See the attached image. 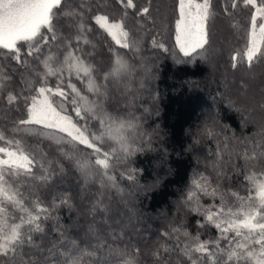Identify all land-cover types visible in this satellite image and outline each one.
Here are the masks:
<instances>
[{
	"label": "snow or ice",
	"instance_id": "6c2138e0",
	"mask_svg": "<svg viewBox=\"0 0 264 264\" xmlns=\"http://www.w3.org/2000/svg\"><path fill=\"white\" fill-rule=\"evenodd\" d=\"M117 2L122 9L119 18L103 13L95 0H0V103L13 117L21 116L11 120L12 131L27 133L37 145L26 147L0 131V264H144L145 260L150 264H264V150L255 156L244 154L249 170L260 166L259 175L244 176L255 196L222 194L199 174L192 180L180 205L201 217L195 235L178 220L179 226L162 232V241L143 254L131 239H124L125 223L113 204L112 189H119L115 177L108 174L109 153L102 152L96 141L108 138L118 143L116 163L126 166L143 148L146 134L139 131L134 115L114 118L105 111L109 77L119 74L120 60L116 59V69L100 72L91 62L93 51L82 47L91 44L92 28L85 14L94 10L98 14L91 19L122 48L131 46L125 22L130 10L133 18H140L137 26L151 31L140 22L151 17L150 2L142 8L134 0ZM240 5L251 9L245 63L251 67L264 62V0H219L218 4L217 0H176L175 40L181 51L188 56L204 49L217 18H230ZM52 78L55 82L50 85ZM73 79L85 82L93 94L92 107ZM90 119L103 126L102 135L85 134ZM62 141L83 145L103 158L81 163L64 151ZM41 144L50 151L38 147ZM69 176L76 190L64 189L61 195L59 189ZM126 179L134 177L129 172ZM215 179L219 184L229 177L217 172ZM226 196L235 197V203ZM201 197H219V204L205 206ZM61 210L67 211L74 231L61 223ZM213 230L218 234L213 236Z\"/></svg>",
	"mask_w": 264,
	"mask_h": 264
},
{
	"label": "trees",
	"instance_id": "16d2710c",
	"mask_svg": "<svg viewBox=\"0 0 264 264\" xmlns=\"http://www.w3.org/2000/svg\"><path fill=\"white\" fill-rule=\"evenodd\" d=\"M149 2L151 17L140 22L146 24L150 32L139 28L136 20L140 18H133L132 10L129 11L125 22L131 36L130 48L116 45L95 24L91 17L98 14L97 10L85 14V20L92 28L88 34L91 44L82 45L85 50L93 51L91 62L100 72L116 69V59L120 60L119 74L109 77L112 83L108 85L105 111L114 118L134 115L141 126L139 131L146 134L141 142L143 148L129 158L126 166L116 163L120 155L118 143L108 138L96 141L102 152L109 153L111 167L108 174L115 177L119 189H112L113 204L120 212L118 218L125 223L127 235L124 239H131L134 246L141 248L142 254L162 241V232L170 226H179L178 220L195 235V224L201 217L187 212L180 201L198 174L207 177L211 187H219L222 194L255 196L244 176L252 172L259 175L260 166L257 164L249 170L244 154L255 156L264 150V62L251 67L245 63L251 9L240 5L230 18H217L210 27L209 44L186 56L175 40L176 0H134L140 8L149 6ZM95 3L102 5L103 13L110 18L121 16L122 9L117 0H95ZM159 44L163 48L156 46ZM52 66L55 68L56 64ZM93 78L96 83L100 82L96 73ZM54 82L55 78H52L50 85ZM72 82L77 84L81 94L88 98V106L92 107L93 94L88 92L85 82L75 79ZM125 96L128 103L122 104ZM129 101L133 103L125 110ZM13 118L20 119L21 116L13 117L0 103V131H4L9 139L20 140L26 147H37L35 139L27 133L12 131L10 122ZM102 130V125L90 119L85 133L100 136ZM60 135L57 134L58 138ZM67 139L65 137V141ZM47 143L53 142L45 141ZM60 146L81 163L103 158L76 143L62 141ZM38 147L44 148V145ZM129 172L133 180L126 179ZM217 172L227 173L228 181L221 180L218 184ZM64 189L75 192L76 184L71 176L59 189L61 195ZM226 198L229 203H235V197ZM43 199V206L47 207L48 197L44 195ZM201 203L218 205L219 197H201ZM59 215L61 223L74 231L67 211L61 210ZM217 234L212 231L213 236ZM204 238L202 234L201 239ZM180 239L187 242L183 236ZM144 264L150 262L145 260Z\"/></svg>",
	"mask_w": 264,
	"mask_h": 264
},
{
	"label": "rangeland",
	"instance_id": "374dc122",
	"mask_svg": "<svg viewBox=\"0 0 264 264\" xmlns=\"http://www.w3.org/2000/svg\"><path fill=\"white\" fill-rule=\"evenodd\" d=\"M155 10H156V12H157V7H155ZM166 20V19H165ZM126 103H128V101L126 100V99H123L122 100V104H126ZM149 113V112H148ZM145 114H147V112H145ZM86 134V133H85Z\"/></svg>",
	"mask_w": 264,
	"mask_h": 264
}]
</instances>
